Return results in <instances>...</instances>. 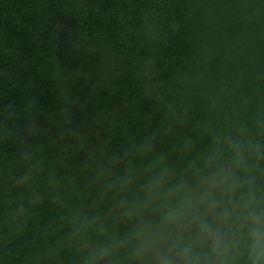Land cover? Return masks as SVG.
<instances>
[{"label":"trees","instance_id":"obj_1","mask_svg":"<svg viewBox=\"0 0 264 264\" xmlns=\"http://www.w3.org/2000/svg\"><path fill=\"white\" fill-rule=\"evenodd\" d=\"M0 0V264H138L149 195L248 156L264 190V0ZM161 189H157L159 192Z\"/></svg>","mask_w":264,"mask_h":264},{"label":"clouds","instance_id":"obj_2","mask_svg":"<svg viewBox=\"0 0 264 264\" xmlns=\"http://www.w3.org/2000/svg\"><path fill=\"white\" fill-rule=\"evenodd\" d=\"M229 149V162L202 175L195 191L186 182L163 189V174L148 181L149 195L170 206L155 225L138 228L131 253L138 264H264V190L244 149L235 142ZM110 251L92 253V264Z\"/></svg>","mask_w":264,"mask_h":264},{"label":"rangeland","instance_id":"obj_3","mask_svg":"<svg viewBox=\"0 0 264 264\" xmlns=\"http://www.w3.org/2000/svg\"><path fill=\"white\" fill-rule=\"evenodd\" d=\"M243 4L247 8H250L252 6V2L250 0H243Z\"/></svg>","mask_w":264,"mask_h":264}]
</instances>
